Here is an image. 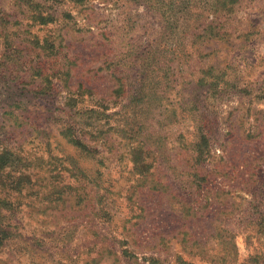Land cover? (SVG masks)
<instances>
[{"label": "rangeland", "instance_id": "1", "mask_svg": "<svg viewBox=\"0 0 264 264\" xmlns=\"http://www.w3.org/2000/svg\"><path fill=\"white\" fill-rule=\"evenodd\" d=\"M5 148L0 264H264V0H0Z\"/></svg>", "mask_w": 264, "mask_h": 264}, {"label": "trees", "instance_id": "2", "mask_svg": "<svg viewBox=\"0 0 264 264\" xmlns=\"http://www.w3.org/2000/svg\"><path fill=\"white\" fill-rule=\"evenodd\" d=\"M235 1L236 0H230V3H234ZM226 3H227V0H223V6H226ZM50 19L53 20V17H51ZM51 20L43 18L42 21L43 23H46ZM65 136L69 138V141L72 144L87 149L85 144L81 142V140L79 139L77 135L71 134V132H66ZM200 144H204L206 148H208V139L206 136H202V142ZM199 149L200 148H198V152L200 153L201 149L200 151ZM198 157L199 159H201L200 157H204V152L202 151L201 155H199ZM17 160H18L17 153L12 149L5 148L0 152V184H6L5 180L3 179V176L6 174V170H8L9 167H13V168L17 167V164H16ZM24 176H26V174H24ZM25 180L29 181V177H19L17 184L19 185L20 188L23 187ZM7 209L9 210L15 209L13 201L11 202L10 199L8 200V199L3 198L2 195L0 194V216L1 214H3L2 213L3 210L7 211ZM5 216H6V212H5ZM12 235L13 233H12V230L10 229V225L7 224L2 218H0V246L5 244V242L9 240Z\"/></svg>", "mask_w": 264, "mask_h": 264}]
</instances>
